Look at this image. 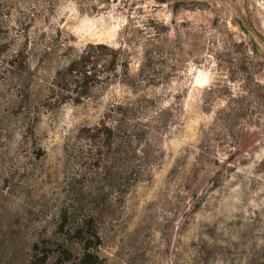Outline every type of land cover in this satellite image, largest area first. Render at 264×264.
Returning a JSON list of instances; mask_svg holds the SVG:
<instances>
[{
	"label": "rangeland",
	"instance_id": "374dc122",
	"mask_svg": "<svg viewBox=\"0 0 264 264\" xmlns=\"http://www.w3.org/2000/svg\"><path fill=\"white\" fill-rule=\"evenodd\" d=\"M98 43L129 76L104 55L103 84L60 91ZM117 104L148 108L149 172L102 194L99 264H264V0H0V264L79 263L67 203L102 177L66 146Z\"/></svg>",
	"mask_w": 264,
	"mask_h": 264
},
{
	"label": "trees",
	"instance_id": "16d2710c",
	"mask_svg": "<svg viewBox=\"0 0 264 264\" xmlns=\"http://www.w3.org/2000/svg\"><path fill=\"white\" fill-rule=\"evenodd\" d=\"M104 55L111 56L109 70L117 71V78L120 71L129 76L130 63L122 54V50L98 43L90 44L78 58L71 60L66 67L60 68L56 74L55 85L60 91L86 95L89 89L104 82L101 76L103 72L101 67L105 65L101 62ZM150 76L143 64L137 76L138 80L147 81ZM147 113L146 106L113 105L98 125L82 129L78 141L66 146L67 150L71 149V152H76L85 160L83 165L90 171L91 182L95 180V174L102 177L97 191L92 193L91 204H94V207L91 212L83 213L84 205L77 192L69 199L70 203H67L74 212H81L77 227H71L79 234L84 249L77 264H99V256L93 250V240L97 238L99 232L98 216L104 213L106 202V199H102V194L108 186L116 190L119 197L124 196L149 172L148 153L141 148L142 139L148 129V124L141 120ZM127 120H134L136 124L127 128L125 127ZM68 207L63 210L65 214L68 213Z\"/></svg>",
	"mask_w": 264,
	"mask_h": 264
}]
</instances>
